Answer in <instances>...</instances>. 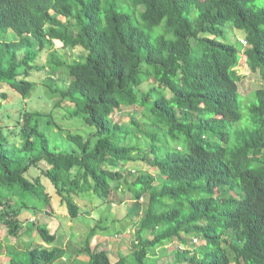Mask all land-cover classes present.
<instances>
[{
  "label": "trees",
  "instance_id": "obj_1",
  "mask_svg": "<svg viewBox=\"0 0 264 264\" xmlns=\"http://www.w3.org/2000/svg\"><path fill=\"white\" fill-rule=\"evenodd\" d=\"M258 1L0 0V110L6 86L29 97L32 62L58 42L83 56L55 64L65 66L69 85L49 87L48 94L92 128L86 138L68 134L78 153H65L50 145L33 113L22 115L19 147L9 144L0 122V223L17 242L6 246L8 264H54L66 254L46 224L19 218L22 210L51 206L42 179L73 219L74 197L107 204L123 202L116 193L125 190L134 200L148 197L129 256L112 263L105 251L91 250L96 224L82 250L88 259L74 264H154L158 248L194 237L200 245L192 240L190 250L176 251V264H264V5ZM227 25L240 31L241 42L220 40ZM9 30L17 40L5 38ZM240 55L263 85L245 110ZM36 68L44 70L41 63ZM133 106L144 113L146 134L132 118L113 119ZM138 134L149 145L142 159L157 174L130 180L128 166L140 150L129 141ZM33 168L39 177H28ZM33 232L46 247L31 240ZM23 236L28 241L19 244Z\"/></svg>",
  "mask_w": 264,
  "mask_h": 264
},
{
  "label": "rangeland",
  "instance_id": "obj_2",
  "mask_svg": "<svg viewBox=\"0 0 264 264\" xmlns=\"http://www.w3.org/2000/svg\"><path fill=\"white\" fill-rule=\"evenodd\" d=\"M259 5H264V0L258 1ZM224 36L221 41L228 44L241 42L242 34L240 31L232 29L230 26L224 27ZM71 33L75 35L74 31ZM5 38L8 41L17 40L15 34L9 30ZM245 45V44H244ZM83 52L80 48L70 49L62 48L61 44L55 42L49 44L46 51L42 52V57L38 63L44 68L43 71H37V62H32L34 69L29 77V80L34 82L35 86L28 98H23L21 95L6 86L8 99L3 102V107L0 110V122L4 126L3 133L9 144L21 146L22 136V115L24 113H33V121L38 119V123L42 131H44L50 141V145H60V148L65 153L76 152V147L67 141L68 134L82 135L86 138L91 132V127L85 126L80 117L71 119L68 110L69 103L61 101L59 107L56 103L60 98L57 95H49L48 88L56 90H66L69 85V78L65 72L64 65L55 64H70L81 60ZM240 63L236 67L238 74L242 75V79L238 83V89L242 99V106H245L253 101L254 93L263 87L258 73H251L244 64L242 55ZM150 85L144 84L143 90L149 88ZM134 119L139 128L146 134L148 131L145 125V117L143 111L136 107H124L121 112L115 113L113 119L117 122L128 124L129 119ZM166 139L165 135L162 136ZM130 144H137L139 152L134 153L136 161L129 164L130 180H135L140 173H147L156 177L157 171L150 168V165L142 159V151H148L149 145L146 137L142 134L134 136ZM40 170L33 168L28 172V177H39ZM46 187V192L51 197V206L44 211L38 210H22L19 212L21 222H38L46 224L52 234H55L58 242L55 246L61 247L66 254L63 259L58 260L54 264H74V260H87L88 257L82 252L85 247V240L90 230L98 224L95 235L90 239L89 247L91 250L105 251L112 263L118 261L121 256H129L132 249V241L134 240V231L137 228L139 220L147 209L148 197L144 196L139 200L131 198L130 193H116V197L123 202L113 204L101 203L92 196L74 197L73 201L79 207V215L73 219L69 216L65 205L61 203V198L56 194L52 185L42 179ZM121 190V189H120ZM31 240L37 244L46 247L41 242L37 234L33 232ZM192 240H196L193 241ZM189 241L195 246L200 245V240L196 237ZM19 244L28 241L27 236H23L19 240ZM203 241V240H202ZM0 264H8L6 246L8 244L17 245L14 238L8 237L7 228L0 223ZM189 244H180L179 241L173 240L162 248H158L156 258H153L154 264H176L175 252L183 249H191ZM181 247V248H180ZM80 252V254H79Z\"/></svg>",
  "mask_w": 264,
  "mask_h": 264
},
{
  "label": "clouds",
  "instance_id": "obj_3",
  "mask_svg": "<svg viewBox=\"0 0 264 264\" xmlns=\"http://www.w3.org/2000/svg\"><path fill=\"white\" fill-rule=\"evenodd\" d=\"M193 241H196V240H193Z\"/></svg>",
  "mask_w": 264,
  "mask_h": 264
}]
</instances>
